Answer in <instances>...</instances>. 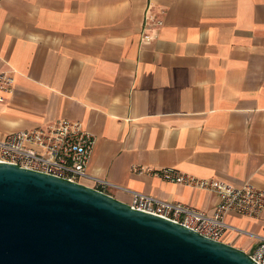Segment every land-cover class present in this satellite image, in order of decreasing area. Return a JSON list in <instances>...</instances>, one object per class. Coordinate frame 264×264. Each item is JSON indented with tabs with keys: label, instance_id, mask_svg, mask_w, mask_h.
<instances>
[{
	"label": "crops",
	"instance_id": "obj_1",
	"mask_svg": "<svg viewBox=\"0 0 264 264\" xmlns=\"http://www.w3.org/2000/svg\"><path fill=\"white\" fill-rule=\"evenodd\" d=\"M0 70L13 79L0 136L79 121L94 140L84 185L207 214L213 193L132 168L264 189V0H0ZM225 220L264 236V209ZM255 241L223 238L245 253Z\"/></svg>",
	"mask_w": 264,
	"mask_h": 264
},
{
	"label": "water",
	"instance_id": "obj_2",
	"mask_svg": "<svg viewBox=\"0 0 264 264\" xmlns=\"http://www.w3.org/2000/svg\"><path fill=\"white\" fill-rule=\"evenodd\" d=\"M0 264H256L87 185L0 162Z\"/></svg>",
	"mask_w": 264,
	"mask_h": 264
},
{
	"label": "built area",
	"instance_id": "obj_3",
	"mask_svg": "<svg viewBox=\"0 0 264 264\" xmlns=\"http://www.w3.org/2000/svg\"><path fill=\"white\" fill-rule=\"evenodd\" d=\"M155 19L141 32L144 42L153 39L149 32L160 25ZM13 79L8 71L0 70V103L5 94L12 91ZM94 140L77 120L59 118L44 126L16 130L0 136V162L15 164L83 184L87 177L86 166L90 158ZM134 171H146L162 180L190 186L213 193L217 201L211 213L195 209L180 202H169L153 196L131 192L127 203L131 208L152 213L187 227L211 240L222 241L226 232L245 233L253 236L255 247L248 256L256 264H264V236L249 233L230 225L225 219L227 214H235L257 219L264 209V189L249 184L233 186L215 178H195L179 173L171 167L151 169L134 167ZM102 191L106 183L97 180Z\"/></svg>",
	"mask_w": 264,
	"mask_h": 264
}]
</instances>
